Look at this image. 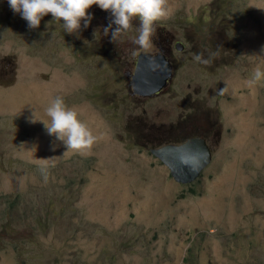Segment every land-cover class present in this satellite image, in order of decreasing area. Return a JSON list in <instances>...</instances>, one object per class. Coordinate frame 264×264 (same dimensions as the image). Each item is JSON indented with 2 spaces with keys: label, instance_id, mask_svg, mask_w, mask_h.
<instances>
[{
  "label": "rangeland",
  "instance_id": "rangeland-1",
  "mask_svg": "<svg viewBox=\"0 0 264 264\" xmlns=\"http://www.w3.org/2000/svg\"><path fill=\"white\" fill-rule=\"evenodd\" d=\"M167 2L171 15L154 22L142 48L133 43L138 18L111 42L103 31L111 14L96 5L87 28L81 21L67 33L50 13L29 28L0 0V264H152L159 244L171 246L168 264H221L209 246L192 251L201 236L224 238L248 263L259 244L233 240L249 228L264 251V79L247 83L264 68V0ZM159 45L170 49L172 82L132 95L137 49ZM55 96L97 136L87 149L67 150L47 134L44 109ZM197 138L217 142L207 141L218 149L213 162L196 182L176 184L165 155Z\"/></svg>",
  "mask_w": 264,
  "mask_h": 264
},
{
  "label": "clouds",
  "instance_id": "clouds-1",
  "mask_svg": "<svg viewBox=\"0 0 264 264\" xmlns=\"http://www.w3.org/2000/svg\"><path fill=\"white\" fill-rule=\"evenodd\" d=\"M7 3L14 13H18L21 18L27 22V26L29 28H37L40 25L42 17L45 14L50 13L53 19L62 21V26L67 33L77 32V30L81 28V21L83 22V27L87 28L92 19V14L88 11V9H90L93 5H96L101 10L109 11L111 14V20L103 28V31L107 35H109L110 33L111 42L121 38V34L130 28L133 18H138L139 27L137 29V35L133 38V43L142 48H147L151 45V37L155 32L154 22L162 18H167L172 13V8L168 4L167 0H7ZM261 5L262 8H264V4L262 3ZM234 10L237 11L235 8ZM229 25L231 26L230 21ZM151 48L152 49L150 50L137 49V55L133 59L132 64L128 67L127 77L129 78V88L132 89V95L143 97L156 95L160 91H165L169 86V82L171 83L173 80L171 79V72H169V75L171 76H165L163 73H161L164 72V69L166 70V72L172 69V56L168 54V52L166 51L167 49L156 46ZM135 54L136 49H133L132 55L134 56ZM167 55L169 56V58L167 57ZM210 55L214 56L216 55V53H212ZM261 55H264V47L261 48ZM193 59L202 63L210 62V59H203L201 54L199 53L195 54ZM151 63H153V69L147 70ZM159 66L161 69L158 68ZM262 79H264V68L256 67L247 83L249 85H255ZM147 89H153V91L145 92V90ZM221 92H223V89H221ZM44 111L49 118V122L47 124H45L43 121L41 122H43L47 134L55 137L56 140L61 141L63 145L66 146L67 150L87 149L97 139V136L94 135L92 129L78 117V113L73 107H69L65 104L62 97H53L45 107ZM218 127L211 125L210 134L212 135V137L213 131ZM207 141L208 143H213L211 144L213 145V147L218 148V144L216 141ZM189 149L190 146L186 145L175 149L173 148L169 150L165 157L167 155H174L173 150L189 152ZM165 151L166 149H163L160 151H156V153L163 155ZM215 151H218V149H216ZM209 152V157H206V164L208 163V165L213 162L210 155L214 153L211 151ZM204 153L205 151H200L197 154V157L202 158L204 156ZM1 155H3L4 160L8 156L7 154H5V152ZM183 157L185 156L183 155ZM0 159H2V156H0ZM12 159V157L9 158L10 161ZM8 170H10V167H8ZM17 178L18 176L15 175L11 179L4 178V182L1 184V186H6ZM172 178L174 179L173 176ZM196 179L194 182H196ZM174 181L176 180L174 179ZM38 206L45 212V207L42 204H38ZM53 208L54 206L50 205L49 202V206L48 208H46V213L50 214ZM64 210L65 209H62L60 211L61 215L65 214ZM225 212L226 210H222L220 211V214L222 213V216L225 217ZM220 214V222L225 226L228 222H231L232 217L230 215L228 216L227 222H225V218H222ZM230 224L232 223H228L227 226H229ZM254 227L255 226H253V228ZM247 231L248 233L246 234V236H244L243 238H237L236 240H233V242H243V245L240 246L241 248L251 247L255 244H259L258 251L248 263L237 261L234 253L230 252L231 249L229 247H226L225 242L227 241L222 237H216L212 239L209 237L201 236V243L193 247L192 251L205 250L206 247L209 246L211 251H215L218 255L223 254L222 256H220V261L222 262L221 264H264V261L261 260V256H264V251H261L263 243H256L251 239L252 228L247 229ZM228 235L231 240L234 239V236L232 234L228 233ZM234 235H241V232L240 234ZM220 244L222 246H220ZM167 247L171 246H167L166 244H159L154 249L156 255L155 259L151 260L152 264H168ZM188 253L190 254V252H188L187 250L185 255L187 257L184 256V262H188V258L191 257V255H188ZM145 255H147V253H145ZM192 257H194L197 262L196 255H193ZM228 257L230 259H228Z\"/></svg>",
  "mask_w": 264,
  "mask_h": 264
},
{
  "label": "water",
  "instance_id": "water-1",
  "mask_svg": "<svg viewBox=\"0 0 264 264\" xmlns=\"http://www.w3.org/2000/svg\"><path fill=\"white\" fill-rule=\"evenodd\" d=\"M173 154H174V156H170V155L166 156V159L172 157L173 158L172 162H169L166 160H164V161L166 162L167 166L171 170V173H172V176L174 177V179L177 182H179L180 184L194 182L195 179L198 177L200 170L203 168H206L208 166V163L198 165V167H200L199 170H194V169L192 170V173H195V176L192 178H188L186 176V172L190 171L188 165H189L191 158H192L191 153H189L187 151L173 150ZM183 155L185 157H183ZM175 157H177V159L174 162ZM206 157L208 158L209 156H206Z\"/></svg>",
  "mask_w": 264,
  "mask_h": 264
},
{
  "label": "bare ground",
  "instance_id": "bare-ground-1",
  "mask_svg": "<svg viewBox=\"0 0 264 264\" xmlns=\"http://www.w3.org/2000/svg\"><path fill=\"white\" fill-rule=\"evenodd\" d=\"M175 47H176V50L175 51H177V52H182L183 49L185 50V48H184V46L182 44H177V46H175ZM152 65H153V63L150 64V66L148 67L147 70H152L153 69V66ZM158 68L161 69L160 66ZM169 72H174V70L173 69H170V70H168L166 72V70L164 69V72H161V73H163L165 76H171V75H169ZM173 78H174V73L171 76V79H173ZM169 85H170V82H169ZM196 141L197 142H195L192 146H190V149H189V153H191L192 158H191V161H190V163L188 165L190 171H187L186 172V176L188 178H192V177L195 176V173H192V170L193 169L194 170H199L200 167H198V165L205 164L206 163V156H208L210 154V152H209L210 149H209V147L207 145V140L205 138L204 139L203 138H197ZM200 144H202V145H200ZM200 151H205L204 156L202 158H198L197 157V154ZM210 157H212V154L210 155ZM174 182H176V181H174ZM176 184H177V182H176Z\"/></svg>",
  "mask_w": 264,
  "mask_h": 264
},
{
  "label": "flooded vegetation",
  "instance_id": "flooded-vegetation-1",
  "mask_svg": "<svg viewBox=\"0 0 264 264\" xmlns=\"http://www.w3.org/2000/svg\"><path fill=\"white\" fill-rule=\"evenodd\" d=\"M177 44H178V43H177ZM157 47L164 48V49H169V48L165 47V45H164V46L159 45V46H157ZM169 50H170V49H169ZM175 50H176V49H175Z\"/></svg>",
  "mask_w": 264,
  "mask_h": 264
}]
</instances>
